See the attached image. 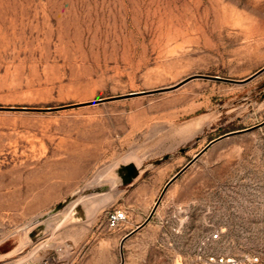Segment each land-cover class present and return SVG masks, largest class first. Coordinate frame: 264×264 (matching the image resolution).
I'll use <instances>...</instances> for the list:
<instances>
[{
	"label": "rangeland",
	"instance_id": "rangeland-1",
	"mask_svg": "<svg viewBox=\"0 0 264 264\" xmlns=\"http://www.w3.org/2000/svg\"><path fill=\"white\" fill-rule=\"evenodd\" d=\"M263 66L264 0H0V264L121 263L166 182L256 125L168 188L124 264H177L216 227L264 264V72L189 79Z\"/></svg>",
	"mask_w": 264,
	"mask_h": 264
},
{
	"label": "built area",
	"instance_id": "built-area-1",
	"mask_svg": "<svg viewBox=\"0 0 264 264\" xmlns=\"http://www.w3.org/2000/svg\"><path fill=\"white\" fill-rule=\"evenodd\" d=\"M128 219L126 209H112L107 212V223L109 228L114 229L121 226ZM173 231L180 232V227H174ZM222 227H216L200 237L191 249L178 250L173 255L177 264H262L261 257L257 251L234 253L226 248L223 241ZM172 258V259H173Z\"/></svg>",
	"mask_w": 264,
	"mask_h": 264
},
{
	"label": "water",
	"instance_id": "water-1",
	"mask_svg": "<svg viewBox=\"0 0 264 264\" xmlns=\"http://www.w3.org/2000/svg\"><path fill=\"white\" fill-rule=\"evenodd\" d=\"M262 72H264V66L262 68H260L259 70H257L255 73H253L252 75H250L249 77L245 78V79H231V78H225V77H221L218 75H207V74H196L193 75L191 78H202V79H211V80H221V81H227V82H234V83H245L250 81L251 79H253L254 77H256L257 75L261 74ZM187 79V80H189ZM160 89H156V90H149V91H136V92H131L127 95H120V96H115V97H108V98H99L95 101H92L90 103H102V102H106L109 100H115V99H121V98H128V97H132V96H138V95H143V94H150V93H154V92H158ZM3 107H0V109ZM64 107H48V108H24V109H36V110H55V109H61ZM264 124L261 123V125ZM259 125L256 126H252L249 128H245V129H239V130H234V131H229L226 132L220 136H218L217 138L212 139L200 152H198L192 159H190L183 167H181L165 184L159 198L157 199L154 207L152 208L150 214L148 215V217L140 224L138 225L135 229L131 230L130 232H128L121 240V255H122V261L119 264H123L124 263V243L125 241L132 236L135 232H137L138 230H140L142 227H144L154 216V214L156 213L157 208L159 207L165 193L167 192L168 188L204 153L206 152L214 143L229 137L231 135H235V134H239L242 132H246L249 130H252L254 128H256ZM168 157V155L164 156V159H166ZM124 172V175L122 177V181L124 183H129L131 182L134 178H136L139 173H140V169L139 167H137L134 163H128L127 165L123 166V168L121 169ZM22 264H27V263H22Z\"/></svg>",
	"mask_w": 264,
	"mask_h": 264
},
{
	"label": "crops",
	"instance_id": "crops-1",
	"mask_svg": "<svg viewBox=\"0 0 264 264\" xmlns=\"http://www.w3.org/2000/svg\"><path fill=\"white\" fill-rule=\"evenodd\" d=\"M141 176H143V175H141ZM141 178H143V177H141ZM151 193V191H150V189L148 188V186H147V184L145 183V180H143V182L141 181V206H142V204H144V202H145V200L147 199H149V197H150V194ZM142 223V222H141ZM133 229H135L134 227H129V229L127 230V233L128 232H130L131 230H133ZM126 232H125V234H124V236L127 234ZM123 236V237H124ZM122 238V237H121ZM138 256H139V262H138V264H141V252H139V254H138ZM93 262H89V263H87V264H92ZM124 263H125V254H124ZM123 263V264H124ZM78 264V263H77ZM99 264H101V263H99Z\"/></svg>",
	"mask_w": 264,
	"mask_h": 264
},
{
	"label": "bare ground",
	"instance_id": "bare-ground-1",
	"mask_svg": "<svg viewBox=\"0 0 264 264\" xmlns=\"http://www.w3.org/2000/svg\"><path fill=\"white\" fill-rule=\"evenodd\" d=\"M22 258H23V257H22ZM33 260H34V259L30 258V259H27V260H21V261H19L18 263H15V264H22V263L34 264V263H33Z\"/></svg>",
	"mask_w": 264,
	"mask_h": 264
}]
</instances>
